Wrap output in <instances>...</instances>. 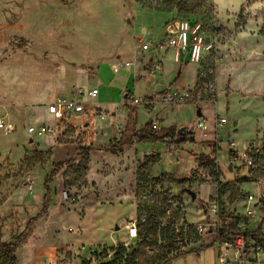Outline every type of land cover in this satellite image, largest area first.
I'll use <instances>...</instances> for the list:
<instances>
[{"label":"rangeland","instance_id":"obj_1","mask_svg":"<svg viewBox=\"0 0 264 264\" xmlns=\"http://www.w3.org/2000/svg\"><path fill=\"white\" fill-rule=\"evenodd\" d=\"M182 19L201 26L207 49L198 63H189L183 70L180 87L190 83L195 66L198 82H214L216 97L202 108L204 117L196 116L194 105L163 103V91L154 95L150 104H138L137 112L133 110L138 124L147 120V111L154 114L156 121L165 117L166 122L175 118L183 122L178 121L168 130L165 141L135 146L138 157L144 151H152L159 160L139 172L136 166L135 182L130 184L127 176L115 173L120 170L117 165L133 157L134 149L128 156L125 151L114 155L97 149L89 151V147L100 145H87L91 134L81 123L86 121L87 114L100 121L116 114L117 121L123 122V113L138 105L131 104V94L115 103L119 94L101 88L95 74L102 64H109L112 69L118 63L140 62L150 54L143 53L140 45L153 40L150 37L158 35L167 23ZM140 27L152 34L137 33ZM20 39L23 45L19 48ZM164 60V69L161 65L154 77L147 74L154 62L147 65L146 82L139 83V92L161 88L167 74L178 66L170 52ZM133 68L134 65L128 69ZM123 69L116 72L117 80L125 78ZM94 85L100 93L96 98H83L86 112L77 121L72 118L74 125L57 124L49 135L35 137L27 133L28 124L40 123L47 115V103L67 97L73 89L85 92ZM109 101L111 108L102 110ZM94 107H99L97 115L92 113ZM3 113L13 122L14 131L4 134L0 129V242L15 239L27 220L42 208L46 194L43 179L59 163L58 172L48 185V211L36 222L34 234L20 251L23 264H32L34 254L52 244L59 245L57 251H65L72 264H79L90 249L120 243L127 235L124 215L134 212L129 203L115 201L124 187L139 218L143 206L162 209L160 197L140 202L138 199L154 181H159L173 185V192L189 203L186 218L190 223L201 219L193 209L196 200L184 197L172 171L175 168L179 175L188 173L197 165L194 156L210 151L208 144L217 148L216 158L220 160L218 185L235 181L239 192L235 201L230 200L229 194L219 198L221 223H228L230 217L237 215L241 217V229L261 228L264 234V171L258 169L246 179L244 170H228L229 141L237 142L240 150L264 146V0H0V115ZM216 115L225 117L228 123L216 133L208 129L209 137L215 138L201 144L196 131L198 142L186 140L178 144L176 151L168 150L165 143L176 141L175 130L183 127L187 135L194 125L191 122L202 118L211 122ZM43 122L52 123L49 118ZM227 131L231 134L229 139ZM103 141L105 136L98 134L97 142ZM104 146L107 145L101 147ZM191 188L199 202L212 200L214 184H193ZM109 198L113 201L105 202ZM165 219L157 216L160 224ZM141 230L142 226L139 233ZM184 236L188 244H195L193 248L165 264H217L216 245L194 249L205 240L190 229ZM168 241H163L158 255L171 249L166 245ZM138 242L139 239L131 241V247L139 248L137 264L161 261L157 255H146ZM47 263L48 260L44 264Z\"/></svg>","mask_w":264,"mask_h":264},{"label":"built area","instance_id":"obj_2","mask_svg":"<svg viewBox=\"0 0 264 264\" xmlns=\"http://www.w3.org/2000/svg\"><path fill=\"white\" fill-rule=\"evenodd\" d=\"M174 31L168 34L164 39L153 42L147 41L141 44L142 52H150L153 57L154 54L171 50L174 54V61L178 62L180 54H187L188 61L196 64L200 61L203 52L207 49L205 44V37L202 34L201 26L193 21L178 20L174 26ZM131 64L127 62L118 63L112 66L114 73L119 69L130 67ZM161 70L160 62H154L153 66L148 69L147 74L150 77ZM98 94L97 89L90 90L87 95L90 98H95ZM84 92L80 89H73L70 91L67 97H59L53 102L46 105V110L49 115V119L52 123L40 122L37 124H28L26 131L28 134L35 137L42 135H49L55 131L57 124L63 125L69 123L74 125L73 117L76 118L86 112L84 108V102L82 101ZM147 96L135 97L132 96L131 104H150L152 100H148ZM216 97V90L214 82L210 79L199 81L197 85L192 89H170L166 90L161 95V101L167 104H193L198 105L203 102L211 103ZM96 114V111L94 112ZM227 122L226 118L215 116L213 121L208 122L205 118L194 122L193 128L195 131H199L201 143L210 140L208 129L216 133L218 129L224 126ZM151 127L154 130L159 129L157 121L151 122ZM0 129L4 134H10L14 131V124L11 119L5 114L0 115ZM215 142V141H214ZM231 147H229V166L231 170H244L246 172V179L251 178L254 172L258 169L264 171V146L259 147H246L245 150H240L238 144L234 141H229ZM229 144V145H230ZM167 148L170 152H174L178 149V145L175 141H168ZM217 151V148H216ZM219 159L216 158L213 161V165H201L194 166L190 169L188 176L178 179L180 184L179 190L182 191L184 197H188V200H196L193 206L194 212L199 213L201 219L190 223L186 216L189 209V203L179 197L173 192V185L160 183L154 181L148 191H143L139 195V202L149 200L151 197L155 200L162 201V209L157 210L153 206L144 207L141 210L142 214L139 218L137 215L134 217H128L124 221L123 228L126 230L127 235L121 239L120 243L113 245L112 247H101L100 249H90L88 256L83 261H92L93 264L99 262H113L115 259V253L118 247H123L125 252H129L131 247V241L139 239V225L147 221V217L150 211H153L156 216L161 215L165 217V222L161 225H170L175 228V233L178 235L176 238L168 241L166 245L171 247L170 254L179 255L193 248L195 244H188L184 233L187 229H190L192 233L205 240L194 249L202 248L204 245H216L217 251V264H264V244L253 240L250 237L245 236V229H241L240 218L237 215L230 217L229 222L221 223L220 216V202L217 195L218 190V174H219ZM184 179V181H181ZM214 184V192L211 195L212 200L205 201L191 199L190 195L184 191V189H190L193 184ZM194 191V190H193ZM196 194V193H195ZM66 197V194L64 193ZM160 197V198H159ZM252 199V196H249ZM140 205H137L139 210ZM238 220L237 228L240 229V233L236 235H230L228 239H220L219 232L223 227H227L232 220ZM249 230V229H248ZM207 238H210L207 240ZM207 241V242H206ZM163 241L157 240L156 244L146 243L143 246L144 252L148 256H155L158 249L163 246ZM105 250L104 256L99 257V253ZM121 264L123 262H120ZM47 264H72V261L67 257L66 252L57 251L53 259L48 261ZM82 264V263H79Z\"/></svg>","mask_w":264,"mask_h":264},{"label":"crops","instance_id":"obj_3","mask_svg":"<svg viewBox=\"0 0 264 264\" xmlns=\"http://www.w3.org/2000/svg\"><path fill=\"white\" fill-rule=\"evenodd\" d=\"M9 23L11 25L12 21L9 22ZM175 23L176 22L173 23L172 21L167 23L164 26V29L158 32L159 33L158 35H156V36L152 35V37H150V38H153L152 41L153 42H158V41L164 39L168 34L172 33L174 31V27H172V26H174ZM137 33L142 34L143 36L144 35L149 36L150 34H152L150 31H148L147 29L145 30L143 27H140L139 30H137ZM168 52L171 53L172 59L174 60V54H173V51H171V50H167V51L161 52L159 54H154L153 57L151 56V54L146 55L144 59L140 60V62L139 61L138 62L135 61L134 64H132V65H134V68L132 70L128 69L129 67H127V68L125 67L123 69V72L125 73V78L123 80H117L116 73H114L112 71V69H111L109 64H102V65L99 66V68L96 71L95 79L96 80L99 79L100 87L105 89L107 92H110L111 94L112 93L113 94H115V93L119 94L120 97L114 100L115 103H119L123 99V97L126 96V94H131V96L133 95L135 97H143V96L153 97L157 93L159 94V92L161 93L162 91L164 92L165 90H170V89L183 90V89H192V88H194L197 85V83H198V80L196 78L197 77V70L195 69V66H194V73H193V76L191 77L190 83L187 86H185V87H182V88L180 87L181 81L183 79V70H185V68L190 63L188 61V55L187 54H180L179 61L177 62L178 66L174 70H172V72L167 74V76L165 78L166 80H165L163 86H161V88L154 89V90H152V91H150L148 93L147 92L141 93V92L138 91L137 86L139 85V83H141L143 81L146 82V76H145L144 73H145V68L147 67V65L152 63V62H160L161 65H162V68L164 69V65H165L164 57H165V54L168 53ZM92 89H97L98 90V94L97 95H99L100 89H98V86L94 85L93 88L88 89L87 91L84 92L83 98L84 97H88L87 93L90 90H92ZM83 98H82V101H83ZM108 100H110V99L108 98ZM83 102H84V108H85V101H83ZM49 103H51V102H49ZM49 103H47V104H49ZM111 104H112L111 101L107 102V104L104 105L102 110H106V109L111 108V106H112ZM179 105H182V104H179ZM189 105H193V104H189ZM209 105H210L209 102H203L202 104H200L198 106L194 105V106H196L195 107L196 108V116L199 115V116L204 117L205 114H204V112H203L204 110L202 108H205V107H207ZM138 107H139V105L136 106V107H130L129 112L127 114L123 113V115H124L123 122L117 121L116 114H115V117H113V116L106 117V118H104L103 121H100L99 119L94 118V116L90 117V114H87L86 115V121H83L81 123L82 126H86V130L87 129L89 130L88 134H91V140L88 139L87 145H89L91 143H93V144L97 143L98 145L103 146L104 144L107 145L109 143V141L111 139H113V138L119 139V137L121 136V133L124 131V129L126 127L127 120H128L129 116L132 117V122L134 123V128L136 130L141 129L147 122L151 123L152 121H156V119H154V114L147 111V120H146L147 122L144 121L143 123L138 124L137 117L133 114V110L135 109L136 112H137ZM45 108H46V106H45ZM98 108L99 107H94L92 109V113H94L96 111V115H97V109ZM173 108H174V105H173ZM199 108H200V110H199ZM150 109H151V107L149 108V110ZM197 111H199V112H197ZM121 112H123V110ZM45 113L48 115L47 110L45 111ZM47 115L42 117L43 120L41 122H43L45 120V118H50L49 115L48 116ZM111 115H114V113L111 112ZM81 116L76 117L75 121H77V119H79ZM119 116H120V114H118V117ZM217 116H219V115H217ZM112 117H113V119H112ZM219 117H221V116H219ZM223 118H225V117H223ZM164 119H165V117H162L159 120H157V122L159 123V128L164 130V132L166 131L167 133H168V130L170 128L174 127L178 121L179 122H183L182 120H178V118L177 119L175 118V119L171 120L170 122H166ZM213 119H212V121H213ZM115 122H117V123H115ZM194 122L195 121H193L191 123L194 124ZM227 123H228V120H227V122L225 124H227ZM181 126H183V125H181ZM192 126L193 125H191V129H192ZM177 130H176V134H177ZM92 133H93V135H92ZM94 133H97V135L94 134ZM98 134H101V135L105 136V141H103V143L102 142H97ZM195 135H196V131L194 130L195 142H198ZM94 136H95V139H94ZM226 136H227L228 139L230 138L231 134L229 133V131L226 132ZM92 138H93V140H92ZM148 139H149L148 141H147V139H140V138L139 139H135L132 142L131 145L124 147L123 151H125V154H127V156L129 154L130 150H132V149H134V155H133L132 158H130V160L125 159V162L122 165H117L116 166V168H119L120 170H118L115 174L118 175V176H121V177L127 176V179H128L130 184L135 182V170H136L137 162L141 161L142 158L144 156H146V155L155 154L152 151H144L142 153V155L138 157L137 150L135 149V146L137 144L143 143V144L146 145V144H151L154 141H157V140H153L152 138H148ZM165 139L166 138H164V140H162V141H165ZM137 140H146V142H138ZM199 143H201V142H199ZM165 144H167V142ZM105 147L106 146H104L103 149H99V150L97 149V151L108 153V151H106L104 149ZM152 165H155V164L152 163ZM172 172H173V174L177 175V179L184 178V177L188 176V174H189V172H188V173H183L182 175H179L178 174V170H175V168H174V170ZM164 173H167V172H164ZM126 188L127 187H124V188H121L119 190V192L117 193V196H116L117 199L115 201H117V202L118 201H123L125 203H129L128 205L134 206V210H133L134 212H133V214H129V213L125 214L124 215L125 217L123 218V222H124V220L127 217H134L135 214H136L135 204H132L131 202H128L127 196L125 195L124 190ZM110 199L111 198H109V200H106L105 202L113 201V200H110ZM118 207H119V205H118ZM47 211H48V209H47ZM45 213H47V212H45ZM114 229L117 231L118 227L115 226ZM99 243H101V241ZM103 245H107V244H103ZM113 245H111V246H113ZM108 246H104V247H108ZM58 247H59V245L52 244L46 250H42L41 249L39 252L34 254L32 264H44L46 260H48V261L52 260L54 255L56 254L57 250L59 249ZM23 248H21L19 250V252H18V259H19L18 264H23V260L21 258V254H20V251H22Z\"/></svg>","mask_w":264,"mask_h":264},{"label":"trees","instance_id":"obj_4","mask_svg":"<svg viewBox=\"0 0 264 264\" xmlns=\"http://www.w3.org/2000/svg\"><path fill=\"white\" fill-rule=\"evenodd\" d=\"M23 41L20 39L18 41V47H22ZM128 95V94H126ZM148 100H152V97H146ZM132 99V96L129 97ZM132 112V111H131ZM176 132V130H175ZM186 130L182 134H176V141L175 143L178 145L180 142L190 140L195 142L194 138V128L188 132V136L185 135ZM167 132L162 129L154 130L151 127V123L147 122L141 129L136 130L134 128V123L132 122V117H128L126 127L124 131L121 133L119 139H111L107 146L104 148L110 154H116L122 152L124 147L129 146L135 139H148L152 138L153 140H159L166 138ZM210 151L206 154H199L194 156V160L198 166L201 165H213V161L216 155V149L214 146L208 144ZM93 149H103V147L98 146L96 148L89 147L88 150L91 151ZM159 160V156L157 154L146 155L142 158L141 161L138 162L137 168L138 172L141 168H145L150 164H155ZM59 163H57L50 172L45 176L43 179V187L46 191V194L43 197V204L42 208L38 211V213L27 220L26 226L22 230V232L13 240H4L0 242V264H18V252L21 248H23L27 242L29 241L30 237L34 234V228L36 221L45 213L48 209L49 204V183L53 180L55 174L58 172ZM246 178V177H245ZM181 181H184L182 179ZM225 194L230 195V200L235 201L238 197V187L235 181H227L221 185H219L217 190L218 197H222ZM238 220H232L227 227H223L219 232L220 239H228L230 235H236L240 233V229L237 228ZM142 226L141 233L139 234V245H145L146 243L156 244L157 240L160 239L161 241L164 240H171L176 238L178 235L175 233V228L171 227L170 225H161L157 221V216L153 211H150L147 217V221L139 225ZM245 236L252 238L255 241L261 242L264 244V234L261 231V228L253 232H245L243 233ZM161 248V247H160ZM159 248V249H160ZM170 250V249H169ZM166 251V254L157 255V258H161V261L156 264H165L169 259L177 256L170 255L169 252ZM105 250L99 253V257L102 258L104 256ZM139 254V248L132 247L129 252H125L123 247H118V250L115 253V259L113 262H99L96 264H137V258ZM155 255V256H156ZM82 264H93L92 261H83Z\"/></svg>","mask_w":264,"mask_h":264},{"label":"water","instance_id":"obj_5","mask_svg":"<svg viewBox=\"0 0 264 264\" xmlns=\"http://www.w3.org/2000/svg\"><path fill=\"white\" fill-rule=\"evenodd\" d=\"M185 132V129L182 127V128H179L178 130H177V134H182V133H184ZM228 170L229 171H231V167L229 166L228 167ZM184 191L185 192H187L189 195H190V197H191V199H195V192L193 191V190H190V189H184Z\"/></svg>","mask_w":264,"mask_h":264}]
</instances>
